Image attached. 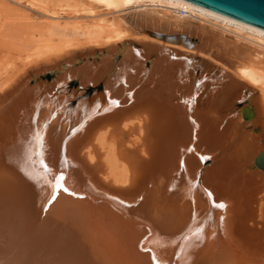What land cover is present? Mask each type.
<instances>
[{
    "label": "bare ground",
    "instance_id": "obj_1",
    "mask_svg": "<svg viewBox=\"0 0 264 264\" xmlns=\"http://www.w3.org/2000/svg\"><path fill=\"white\" fill-rule=\"evenodd\" d=\"M35 1L49 36L0 83V264H264V28L187 0ZM169 52L198 57L193 83Z\"/></svg>",
    "mask_w": 264,
    "mask_h": 264
},
{
    "label": "rangeland",
    "instance_id": "obj_2",
    "mask_svg": "<svg viewBox=\"0 0 264 264\" xmlns=\"http://www.w3.org/2000/svg\"><path fill=\"white\" fill-rule=\"evenodd\" d=\"M31 1L0 0V83L10 74L12 67V71L20 67L26 52L44 43L49 36V31L44 25L47 17L43 14L44 10L39 8H45L46 5ZM59 36H52L54 42ZM73 42L82 44L84 37H78V40ZM46 71L40 76H45L50 83H55L57 72L49 76L45 74ZM244 103L246 104V101Z\"/></svg>",
    "mask_w": 264,
    "mask_h": 264
},
{
    "label": "water",
    "instance_id": "obj_3",
    "mask_svg": "<svg viewBox=\"0 0 264 264\" xmlns=\"http://www.w3.org/2000/svg\"><path fill=\"white\" fill-rule=\"evenodd\" d=\"M190 2H193L195 4L201 5L203 7H206L208 9H211L213 11L228 15L230 17L239 19L241 21L259 26L264 28V0H187ZM152 34L158 37L159 39H162L166 42H172V43H181L186 47H192L194 45V38L188 37L186 33L183 32H177L173 34L168 33H157L153 32ZM134 48L136 49V52L139 53L140 46L138 44H133ZM170 51V50H169ZM171 60H188V63L186 62L185 65L187 66L184 73H188L189 77L187 78L184 73L182 75L181 80L188 83H193V73H198L200 71V67H195V62H198V57H189L185 54H175L169 52ZM54 71L53 70H47L45 74L51 75ZM212 70H204L201 73L200 78L202 79L199 83H209L210 81L218 80L214 83H222L226 80V76L220 75V77L216 79V77L213 74ZM216 75H218L216 73ZM67 89H75L78 87L77 79L72 77L66 82ZM84 90L87 92L88 89L84 88ZM201 88L199 86L196 87V91L187 97L186 99L182 98V101L186 102L187 105L189 104V108L192 110V108L195 106V104L198 102L199 98L203 96V93L201 92ZM77 95H74L71 99V102L74 103V100L77 99ZM116 101V100H114ZM241 105V102L239 103ZM189 117L192 118L194 122L195 119L189 115ZM204 155V154H203ZM205 160L207 161L209 159V155H204ZM254 165L264 170V148L261 149L257 155L254 156L253 159ZM217 203V202H216Z\"/></svg>",
    "mask_w": 264,
    "mask_h": 264
},
{
    "label": "snow or ice",
    "instance_id": "obj_4",
    "mask_svg": "<svg viewBox=\"0 0 264 264\" xmlns=\"http://www.w3.org/2000/svg\"><path fill=\"white\" fill-rule=\"evenodd\" d=\"M112 103L113 104H118V102L117 101H112ZM107 110V109H106ZM36 141H37V144H39L40 143V141H41V137L39 136V135H37V137H36ZM189 151H191V149H189ZM32 155L33 154H28L27 156H26V161L34 168V166L36 165V164H39L40 165V167L43 169V174H47V173H50L51 172V169L47 166V164L44 162V160L42 159V158H40V159H38V160H36V161H33L32 160ZM35 155H38V156H41L42 157V153H37V154H35ZM202 159H204L203 157H202ZM26 174H28L31 178H33V179H39V175L40 174H37V175H33L32 174V172H27ZM63 181H64V175H63V173H60L59 175H57V176H55V184H54V187L56 188V189H61V188H64V184H63ZM64 191H67V189L66 188H64ZM207 195L209 196V197H211V193L209 192V193H207ZM52 199H55V196H53L52 197ZM214 207H217V208H224L225 207V205L223 204V203H215L214 202V205H213ZM193 235H196L197 237H199V235H200V229H197L194 233H193ZM188 239V237H185V240H187ZM146 251H150V249H145ZM152 259H153V261H154V264H160V262L157 260V258L155 257V256H153L152 257Z\"/></svg>",
    "mask_w": 264,
    "mask_h": 264
},
{
    "label": "built area",
    "instance_id": "obj_5",
    "mask_svg": "<svg viewBox=\"0 0 264 264\" xmlns=\"http://www.w3.org/2000/svg\"><path fill=\"white\" fill-rule=\"evenodd\" d=\"M184 12V9H181V13H183Z\"/></svg>",
    "mask_w": 264,
    "mask_h": 264
}]
</instances>
